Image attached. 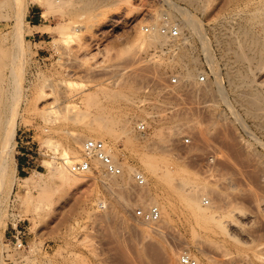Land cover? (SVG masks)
<instances>
[{
	"label": "rangeland",
	"instance_id": "374dc122",
	"mask_svg": "<svg viewBox=\"0 0 264 264\" xmlns=\"http://www.w3.org/2000/svg\"><path fill=\"white\" fill-rule=\"evenodd\" d=\"M192 1L96 0L87 11L84 0H0V264H182L183 253L197 264H264V111L248 102L259 91L264 96V64L258 69L257 60L248 65L235 56L241 41L251 47L247 54L262 46L264 55V0ZM31 7L40 21L27 15ZM69 22L81 31L71 42L59 34L71 32ZM163 22L179 36L138 44L139 33ZM186 68L194 79H183ZM54 108L60 111L52 114ZM100 116L109 118L103 135L120 161L133 162L134 142L160 157L162 179L146 173L172 204L160 230L133 215L154 204L140 202L145 188L130 182L121 197L100 171L73 186L50 175L49 159L63 163L71 132H84ZM10 124L16 133L6 156ZM21 137L32 141L38 159L30 167L38 172L21 169ZM175 190H198L214 221L200 225ZM16 228L24 249L15 245Z\"/></svg>",
	"mask_w": 264,
	"mask_h": 264
},
{
	"label": "bare ground",
	"instance_id": "6f19581e",
	"mask_svg": "<svg viewBox=\"0 0 264 264\" xmlns=\"http://www.w3.org/2000/svg\"><path fill=\"white\" fill-rule=\"evenodd\" d=\"M82 1V0H81ZM99 1V0H98ZM192 1V0H191ZM198 1V0H197ZM197 1H194V2H197ZM201 1V3H203V4H206L207 2H209V1H205V3L203 2L204 0H200ZM94 2H96V0H94ZM93 1L91 2V0H84V5H86L85 7H86V10L88 11V9H89V7L94 3ZM68 3V2H67ZM66 3V4H67ZM192 3H193V1H192ZM198 3H200V2H198ZM65 4V3H64ZM82 4V5H83ZM196 4V3H195ZM202 4V5H203ZM209 3H207L206 5H204V7L205 6H207ZM199 5V4H198ZM203 7V8H204ZM263 7V6H262ZM264 8V7H263ZM84 9V8H83ZM91 9V8H90ZM89 9V10H90ZM85 10V11H86ZM258 10V9H257ZM261 10H263V9H261ZM181 12V11H180ZM182 13V12H181ZM262 13H264V10L262 11ZM87 14V13H86ZM253 14H255V13H253ZM81 15V14H80ZM189 15V14H188ZM187 15V16H188ZM263 15V14H262ZM82 16H84V14L82 15ZM185 16V15H184ZM251 16H253V15H251ZM255 17H256V15H254ZM258 16H260V14H258ZM83 18V17H82ZM185 18V17H184ZM191 18V19H190ZM254 18V17H253ZM258 18V17H257ZM259 18H261V17H259ZM258 18V19H259ZM188 19V18H187ZM189 19L192 21V17L189 15ZM188 19V20H189ZM248 19V18H247ZM250 20H252L251 18H249ZM255 19V18H254ZM257 19V20H258ZM87 20V19H86ZM77 21V20H76ZM75 21V22H76ZM79 21V20H78ZM187 21V20H186ZM247 21V20H246ZM259 21H261V20H259ZM72 22V21H71ZM73 23V24H76V23ZM70 23V22H69ZM68 23V25H69V27H68V30H71V32L69 33V32H66L65 33V35L63 34L64 33V31H66V30H61V31H59V34H61L60 36L63 38V39H65L66 41H68V42H71L72 40H74L75 39V37H76V33L75 32H81L80 31V29L79 28H77L76 26L77 25H73L72 23H70L69 24ZM88 23H90V21L88 22ZM87 23V25H85V26H88V27H90V26H92L91 24H88ZM165 24H168V23H165ZM68 25H66V26H68ZM79 25V24H78ZM168 25H170V24H168ZM162 26V25H161ZM160 26V27H161ZM170 26H172V25H170ZM262 26V25H261ZM264 26V25H263ZM158 27V26H157ZM157 27H154V29L149 33V35H144V33L143 32H141V33H139L140 35L138 36L139 37V41H138V44L139 45H156V44H164V43H166V41L168 40V38L170 39V38H177L178 36H179V29H178V35L177 36H171V35H169V34H164L162 31H161V29H159V28H157ZM175 27V26H174ZM249 27V26H248ZM69 28H71V29H69ZM152 29V28H151ZM245 29V28H244ZM264 30V29H263ZM148 31H150V28H148ZM243 31H245V30H243ZM249 31V30H248ZM75 33V34H74ZM63 34V35H62ZM249 35V34H248ZM252 35V34H251ZM252 37V36H251ZM248 39V38H247ZM239 40V39H238ZM237 40V42H239ZM246 40V39H245ZM249 40V39H248ZM252 41V40H251ZM223 42V41H222ZM228 42V41H227ZM233 42V41H232ZM236 42V43H237ZM242 43L244 42V41H241ZM241 42L240 43H238L237 45H235L236 47L235 48H237L236 50H235V52L237 51V53L235 54V56L237 55V59L239 60V62L240 63H245L244 61L245 60H248V61H246V62H248V65H249V63H252L254 60L256 61L257 60V63H255V64H257V66L258 67H256V68H258V69H260V68H263V64H264V55H263V53H261V48H263L262 46L261 47H259V52H254V54L252 55L251 53L250 54H247L246 52L247 51H245V48L246 49H248V51H249V48H251V47H249V48H247L246 46H245V48L244 47H242V45H244V44H242L241 45ZM247 42V41H246ZM255 42H258V41H256V39H255ZM235 43V44H236ZM259 43V42H258ZM257 43V44H258ZM137 44V43H136ZM247 44V43H246ZM256 44V45H257ZM228 46V45H227ZM143 47V46H142ZM141 47V48H142ZM240 48V49H239ZM239 49V50H238ZM253 51V50H252ZM250 52V51H249ZM188 54V53H187ZM183 56V55H182ZM185 56V55H184ZM192 59V58H191ZM237 60V61H238ZM243 61V62H242ZM254 61V62H255ZM236 64V63H235ZM253 64V63H252ZM254 64V65H255ZM245 65V64H244ZM253 65V66H254ZM188 66V65H187ZM250 67H252V66H250ZM240 68V67H239ZM244 68V67H243ZM253 68V67H252ZM255 69V68H254ZM254 69H252L251 71H250V73L251 72H254ZM242 70V69H241ZM241 70L239 71V73H241ZM238 71V70H237ZM237 71L235 72V74L237 73ZM246 72V71H245ZM248 72H249V70H248ZM248 72H247V74H248ZM249 73V74H250ZM242 74V73H241ZM240 74V75H241ZM246 74V73H245ZM248 74V75H249ZM253 74V73H252ZM195 74H194V72H193V70H191V69H189V68H186V70L184 71V73H183V79H190V78H193L194 79V76ZM233 75V74H232ZM238 74H236V76H237ZM234 76V75H233ZM232 76V77H233ZM236 76H235V78H236ZM238 77H239V75H238ZM241 77L243 78V76L241 75ZM242 78H239V79H242ZM245 78H246V76H245ZM238 79V78H237ZM236 79V80H237ZM243 80V79H242ZM242 82V81H241ZM253 82V81H252ZM263 82V81H262ZM261 82V83H262ZM243 83V82H242ZM245 83H246V81H245ZM258 83V82H257ZM247 84V83H246ZM253 86V85H252ZM254 91V90H253ZM256 92V91H255ZM249 93V92H248ZM259 93H260V91H259ZM259 93H255L252 97H251V100L250 101H248V102H250V105L252 106L251 108L253 109V107L254 108H256V109H263L262 111H264V96L263 95H261V94H259ZM242 94V93H241ZM247 99V98H246ZM245 99V100H246ZM247 102V103H248ZM241 104V103H240ZM249 104V103H248ZM246 105V104H245ZM249 106V105H248ZM58 111H60V109H58V108H56V110H55V108L53 109V110H51V113L53 114V113H55V112H58ZM252 112V111H251ZM103 113V112H102ZM255 113V112H254ZM262 114V113H261ZM55 115V114H54ZM56 116V115H55ZM71 118V117H70ZM106 119H108L109 120V118H107V116L105 117ZM103 116H100V117H98V118H96V123H94V124H90V125H88L87 127H85V130H84V132H82V133H74V132H71V134H70V136H68L67 138H66V140H67V145H68V147L64 150V151H60V150H58V151H60V154H61V157H63L62 158V160H61V158H60V161L61 162H63V163H59V161H56L55 160V158H59L60 156H55V155H53L52 156V158L55 160H53V159H49V166H50V175L53 177V179H55V180H57L59 183H60V185L61 186H73V185H76V184H79V183H81V180H83L84 178H83V176H88L89 174H93V172H91V173H89L88 175L87 174H76V173H73V172H71L70 171V169L68 168V166H67V163H71V162H76V161H78V160H80V159H82L83 158V144H81L82 142H83V140L84 139H88V138H92V139H99V140H102V141H104L105 142V145H106V147H107V149H108V151H109V153L112 155V157L114 158V160L123 168V170H124V172H123V174L122 175H120V176H113V175H107V174H105L104 172H103V166H102V164L99 162V161H97V160H93V165L95 166V167H98V169H99V171H100V173L102 174V176H104V177H108V179L106 180L107 181V187L110 189V190H112V191H115V192H118L119 194H120V196L121 197H123V194H122V192L128 187V186H130V182H133V184H136V186H138V187H141L143 190H144V188H145V190L144 191H142L141 190V192L139 193V200H140V202H149V201H151L152 203H154V205H157L158 207H159V209H160V211H161V219H160V221L157 223V224H155V225H151V224H149V223H146V222H144L143 220H141L139 217H135V218H137V220L139 221L140 220V222L142 221L144 224H147L149 227H153V228H156L158 225H159V223H161V221H165V218H168V216H170V214H171V210H172V204H170L168 201H166L164 198H166V197H162V196H160V193H159V191L157 192V190L155 189V188H152V187H150V183H149V179H148V176L146 175V173L150 176V177H154V178H156V177H158L159 175H157V173H158V164H163L162 162H159V158H158V156L156 157L155 156V154H153L152 155V153L151 154H149V153H145V152H142L141 150H140V147H139V145H137V143H133L132 144V146H133V151H132V148H131V151H132V153H134V160H133V162L132 163H130L131 161H120V159H118V151H117V147L115 146V144H112V143H110V142H108V140L105 138V136L103 135V133H107V131L110 133V131H109V129H110V127H111V125L109 124L108 125V122H104V121H102L103 119H105ZM259 118V117H258ZM75 119V118H74ZM94 121V122H95ZM111 122V124L112 123H115V121H113V120H111L110 121ZM118 122V121H117ZM104 123H106V124H104ZM264 124V123H263ZM11 125V124H10ZM112 129V128H111ZM114 129V128H113ZM76 132V131H75ZM114 132V131H113ZM128 132V131H127ZM15 133H16V127H15V124H12L11 125V127L8 129V132H7V136H6V139H5V141H4V144L2 145V152L6 155V156H8L9 154H11V152H12V150H13V148H14V143H13V140H14V138H15ZM126 133V132H125ZM137 138H136V136L135 137H133V138H130V141L132 142V141H135ZM50 140V139H49ZM155 142V141H154ZM84 143V142H83ZM80 144H81V152H80V155L77 157V158H74L75 157V155L77 154V152L79 151L78 149H79V146H80ZM156 144V143H155ZM155 144H154V146H155ZM39 148H41V147H39ZM146 148V147H145ZM64 149V148H63ZM62 149V150H63ZM144 151V150H143ZM74 155V159H72V156ZM129 160V159H128ZM34 171V170H33ZM166 171V170H165ZM35 172H38L37 170H35ZM136 172H141L144 176H145V178H146V184L144 185V186H140V185H138L137 183H136V181L134 180V174L136 173ZM36 176L37 177H41V174L40 173H36ZM80 176H82V177H80ZM106 177V178H107ZM87 178V177H86ZM160 178L162 179V177H161V175H160ZM159 178V179H160ZM31 178H27L26 180L27 181H25V182H28V180H30ZM163 179H164V183H166V184H168L169 186L168 187H172V177H171V174H170V172H168V171H166L165 172V176L163 177ZM184 181H186V182H188L189 184H190V182H191V179H190V177H188V176H186L185 174H184ZM172 182V183H171ZM146 186V187H145ZM161 186V185H160ZM173 188V187H172ZM171 188V189H172ZM195 188V187H194ZM194 188H192V189H194ZM127 189H129V188H127ZM167 189V188H166ZM169 189V188H168ZM171 189H170V191H171ZM196 189V188H195ZM159 190V189H158ZM128 191V190H127ZM172 191H174V189L172 190ZM175 192L177 193L178 191L177 190H175ZM164 194V193H163ZM199 194H198V190L197 191H195V190H191L188 194H182V193H179L178 192V197L179 196H181L182 197V200H183V202L185 203V205L187 206V208L192 212V215L194 214V217L196 218V220H197V222L200 224V225H203V226H206V225H208L209 223H211L212 221H214V219H215V215H214V212L213 211H211V210H204V209H202L201 207H200V202L198 201V199H197V196H198ZM202 195V194H201ZM166 196H168V195H166ZM170 197V196H169ZM100 199V198H99ZM168 199V198H167ZM205 197L202 199V202H204L205 203ZM169 200V199H168ZM170 201V200H169ZM206 204V203H205ZM207 204H209V202L207 203ZM153 205V204H152ZM149 207V206H148ZM140 208H147V207H140ZM106 210V209H105ZM161 225V224H160ZM236 226V225H235ZM160 228L161 227H157L156 229L157 230H160ZM143 231H144V233L145 234H147L148 233V229H146V228H143L142 229ZM143 233V234H144ZM144 234V235H145ZM148 236V235H147ZM186 254H188V253H186ZM190 257H191V255L190 254H188ZM195 259H197V258H195ZM194 259V260H195ZM196 262L198 261V259L197 260H195ZM197 264V263H196Z\"/></svg>",
	"mask_w": 264,
	"mask_h": 264
},
{
	"label": "built area",
	"instance_id": "2783aa9c",
	"mask_svg": "<svg viewBox=\"0 0 264 264\" xmlns=\"http://www.w3.org/2000/svg\"><path fill=\"white\" fill-rule=\"evenodd\" d=\"M160 27L161 31L164 34H169L171 36H177L178 35V29L174 26H170L168 24H164ZM149 26H147L148 31ZM199 79L201 81L206 80V76L202 74ZM178 81L177 76L172 77V82L176 83ZM137 130L139 132L145 133L147 131V127L144 123H139L136 126ZM26 137H21V144L22 149L24 151L21 152L22 156L26 157V161L24 162L25 168H29L30 170H37L38 167L33 169L32 166L33 160L38 159L37 156H34V152L32 150V147H29L28 145L32 143V141L25 140ZM186 143H190V139L186 138ZM31 148V149H30ZM47 150L45 152H42L41 148H38L39 155L46 156ZM62 160V158H61ZM93 160L99 161L103 166V172L107 175H113V176H120L123 174L124 170L123 168L114 160L112 155L109 153L105 142L99 139H92L88 138L83 143V158L76 161L67 163L68 168L71 172L76 174H89L91 172L93 173H99L98 167H95L93 165ZM134 180L136 183L140 186H144L146 184V178L141 172H136L134 174ZM209 202L208 199H205V203L207 204ZM135 217H139L141 220H143L146 223H149L151 225L157 224L161 219V211L157 205H150L147 208H135V211L133 213ZM15 245L19 249L25 248L24 238H23V231L19 228H16L15 234H13ZM182 264H196L197 262L190 257L188 254L183 253L180 257Z\"/></svg>",
	"mask_w": 264,
	"mask_h": 264
},
{
	"label": "crops",
	"instance_id": "0c3cea01",
	"mask_svg": "<svg viewBox=\"0 0 264 264\" xmlns=\"http://www.w3.org/2000/svg\"><path fill=\"white\" fill-rule=\"evenodd\" d=\"M31 18H33L34 20H37V21H40L41 20V13L40 11H36L34 8H29L28 10V14ZM34 20H31V21H34ZM20 166H21V169H25V164L22 162H20Z\"/></svg>",
	"mask_w": 264,
	"mask_h": 264
}]
</instances>
